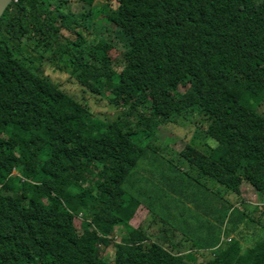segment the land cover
<instances>
[{"label":"trees","instance_id":"16d2710c","mask_svg":"<svg viewBox=\"0 0 264 264\" xmlns=\"http://www.w3.org/2000/svg\"><path fill=\"white\" fill-rule=\"evenodd\" d=\"M77 1L90 10L12 0L0 19V264H191L140 226L138 215L152 211L141 191L148 180L131 173L163 150L153 142L161 127L177 133L187 120L206 146L177 153L191 178L216 182L222 197L243 182L264 195V0H116L95 23L106 19L124 37L119 62L110 36L85 51L99 4ZM55 63L115 117L51 82L44 66ZM228 204L237 233L248 215ZM215 228L192 243L213 250L206 264H264V234L250 247L236 234L223 247Z\"/></svg>","mask_w":264,"mask_h":264},{"label":"rangeland","instance_id":"374dc122","mask_svg":"<svg viewBox=\"0 0 264 264\" xmlns=\"http://www.w3.org/2000/svg\"><path fill=\"white\" fill-rule=\"evenodd\" d=\"M115 2L116 0H111L110 3L98 0L95 3L99 4V10H94L91 18L95 34L88 36L84 49L85 51L89 50L98 37L110 36L115 46L111 50V55L115 58L119 57L117 59V62H119L121 59L119 53L125 50L124 37L117 33L115 26L106 19L99 24L95 23L101 15L104 16L108 9L113 7ZM65 9L75 14L90 10L88 6L79 3L77 0H66ZM26 53H29L28 49L25 50L24 54ZM30 59H32L34 67L40 65L39 55L30 54ZM44 74L51 82L82 100L84 105L102 119L110 120L115 117L117 111L104 100H99L98 97L88 92H82L76 84L74 76H72L70 67L62 63H55L54 65L44 66ZM183 90V86L180 85L178 91L183 92ZM261 109L264 110V103ZM184 115L190 121L199 124L200 117L198 113L188 111ZM190 125L187 120L180 121L179 129L176 128L177 133L180 131L178 134L161 127L155 135L157 140L153 142L163 150L151 154L156 158L152 163L149 159L139 160L136 168L131 173L130 179L141 177V179L146 178L148 180L147 183H142L143 190L141 191L145 192L142 194L144 205H149L152 211L150 213L144 211L138 215L140 226L146 229L152 239L163 244V246L166 244L164 242L166 234L172 233L177 237L178 232H181L183 234L182 238L187 244L180 248L181 254L191 264H206L213 257V250L197 249L191 243L204 237V228L209 226V222L216 226L217 232L221 231L219 238H223L221 239V246L223 247L227 244L224 240L227 237L229 239L236 238V234L242 235L243 247H250L254 241L263 236L264 195L253 186L243 182L240 186L239 195L221 191L225 194V197H222L217 194L216 182L195 181L194 177L191 178V176H195V170L189 169L184 159L175 160L177 153L185 150L189 145H193L198 149H205L206 147L203 144L205 137L202 132L198 128H191ZM137 140L145 143L152 139L145 135H139ZM145 167L149 168L150 171L143 170ZM133 191L134 194L140 192V190L138 192ZM231 201L234 207L246 212L248 215L247 221L242 223L243 225L237 230V233L229 230L232 224L229 223L230 217L226 212L228 213L231 209V205L228 204V202L231 204ZM225 203L228 205H225ZM205 204L208 205L207 208H204ZM211 205H213L212 207L217 211V214L206 212ZM144 208L146 207L144 206ZM234 217L236 218V215ZM251 218L252 220H250ZM123 233L121 227H116L114 240L118 241ZM189 244L191 245L188 246ZM103 256L108 261L112 260V244L106 247Z\"/></svg>","mask_w":264,"mask_h":264},{"label":"crops","instance_id":"0c3cea01","mask_svg":"<svg viewBox=\"0 0 264 264\" xmlns=\"http://www.w3.org/2000/svg\"><path fill=\"white\" fill-rule=\"evenodd\" d=\"M213 205H211L209 207L208 210H206V212H209L210 214H217V211H215L212 207ZM215 218V215H214ZM146 230V229H145ZM176 231V230H175ZM169 233V232H168ZM177 233V231H176ZM178 236L175 237V234L173 235L172 233L170 234H166L165 240L164 242L166 243L164 246H170L172 248H174L175 250H177L179 253H181V249L183 247V245H185V240L183 237V234L181 232H178ZM173 235V236H172ZM197 235V233H196ZM192 244V243H191ZM191 244H189L188 246H190ZM187 245V244H186ZM193 245V244H192ZM179 249V250H178Z\"/></svg>","mask_w":264,"mask_h":264},{"label":"water","instance_id":"95a60500","mask_svg":"<svg viewBox=\"0 0 264 264\" xmlns=\"http://www.w3.org/2000/svg\"><path fill=\"white\" fill-rule=\"evenodd\" d=\"M12 0H0V19Z\"/></svg>","mask_w":264,"mask_h":264}]
</instances>
